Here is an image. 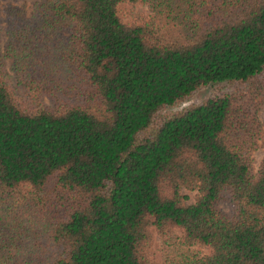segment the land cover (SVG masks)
<instances>
[{
  "label": "trees",
  "instance_id": "trees-1",
  "mask_svg": "<svg viewBox=\"0 0 264 264\" xmlns=\"http://www.w3.org/2000/svg\"><path fill=\"white\" fill-rule=\"evenodd\" d=\"M263 106L264 0L0 8V264H264Z\"/></svg>",
  "mask_w": 264,
  "mask_h": 264
},
{
  "label": "rangeland",
  "instance_id": "rangeland-1",
  "mask_svg": "<svg viewBox=\"0 0 264 264\" xmlns=\"http://www.w3.org/2000/svg\"><path fill=\"white\" fill-rule=\"evenodd\" d=\"M36 1L37 0H0V8L2 9V14H5L6 8L8 6L17 5V6L22 7L26 11V14L29 15L33 6H34V3ZM8 23H9L8 19L6 17H3L1 24L6 25ZM4 37H5V35H4ZM209 89H210V87H205V88L198 90L193 95V97L189 101H187V103L202 99L208 93ZM259 117L261 119H264V106L262 107V109L259 113ZM263 155H264V143H260L254 149V151L252 153V163L254 164L255 167L258 165V163H259V161ZM183 192L188 193L190 196L187 201L190 202L193 200L194 191H189L187 189H184ZM159 242H160V240L157 239V244Z\"/></svg>",
  "mask_w": 264,
  "mask_h": 264
}]
</instances>
